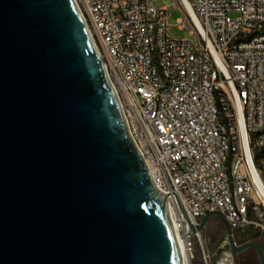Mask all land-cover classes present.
I'll use <instances>...</instances> for the list:
<instances>
[{
	"label": "water",
	"instance_id": "water-1",
	"mask_svg": "<svg viewBox=\"0 0 264 264\" xmlns=\"http://www.w3.org/2000/svg\"><path fill=\"white\" fill-rule=\"evenodd\" d=\"M169 197L76 2L0 0V264H185Z\"/></svg>",
	"mask_w": 264,
	"mask_h": 264
},
{
	"label": "built area",
	"instance_id": "built-area-1",
	"mask_svg": "<svg viewBox=\"0 0 264 264\" xmlns=\"http://www.w3.org/2000/svg\"><path fill=\"white\" fill-rule=\"evenodd\" d=\"M74 1L154 184L170 195L185 264H233L191 230L208 213L221 214L235 240L252 229L264 243L251 171L264 181V0H173L192 39L171 36L157 0Z\"/></svg>",
	"mask_w": 264,
	"mask_h": 264
},
{
	"label": "rangeland",
	"instance_id": "rangeland-1",
	"mask_svg": "<svg viewBox=\"0 0 264 264\" xmlns=\"http://www.w3.org/2000/svg\"><path fill=\"white\" fill-rule=\"evenodd\" d=\"M154 5L158 8H161L163 6H167L168 14H169V23H170V28L169 32L172 37L176 39L180 38H187V39H192V37L189 35V31L187 30H179L178 22L180 20L185 19V14L184 11L181 9V7H176L173 4V0H157L153 2ZM211 225V220L209 221V225L206 227L204 231V237L207 240L208 247L211 249L214 246V236L211 232L210 229ZM259 243L262 245L264 248V243L263 241H259ZM217 259L214 261V264L216 263Z\"/></svg>",
	"mask_w": 264,
	"mask_h": 264
},
{
	"label": "flooded vegetation",
	"instance_id": "flooded-vegetation-1",
	"mask_svg": "<svg viewBox=\"0 0 264 264\" xmlns=\"http://www.w3.org/2000/svg\"><path fill=\"white\" fill-rule=\"evenodd\" d=\"M210 220H211L210 229L215 240L214 246H218L217 248L219 250V255H221L224 251L229 250L225 238V226L217 218H212ZM231 255H232L233 264H261V262L258 259V255L256 251L253 249L243 253H231Z\"/></svg>",
	"mask_w": 264,
	"mask_h": 264
},
{
	"label": "trees",
	"instance_id": "trees-1",
	"mask_svg": "<svg viewBox=\"0 0 264 264\" xmlns=\"http://www.w3.org/2000/svg\"><path fill=\"white\" fill-rule=\"evenodd\" d=\"M258 157L259 155L256 156V158ZM258 237H259V233L257 231L249 229L244 233H240L238 238H239L240 243H247L250 241H256Z\"/></svg>",
	"mask_w": 264,
	"mask_h": 264
},
{
	"label": "bare ground",
	"instance_id": "bare-ground-1",
	"mask_svg": "<svg viewBox=\"0 0 264 264\" xmlns=\"http://www.w3.org/2000/svg\"><path fill=\"white\" fill-rule=\"evenodd\" d=\"M251 171L254 176V181L256 182V189L258 192H261L264 197V181L261 179L258 170L255 166L251 165Z\"/></svg>",
	"mask_w": 264,
	"mask_h": 264
},
{
	"label": "crops",
	"instance_id": "crops-1",
	"mask_svg": "<svg viewBox=\"0 0 264 264\" xmlns=\"http://www.w3.org/2000/svg\"><path fill=\"white\" fill-rule=\"evenodd\" d=\"M239 235L236 237V240L238 241V242H240L239 241ZM217 259V258H216ZM193 264H201V262L199 261V259H197V260H195L194 262H193Z\"/></svg>",
	"mask_w": 264,
	"mask_h": 264
}]
</instances>
